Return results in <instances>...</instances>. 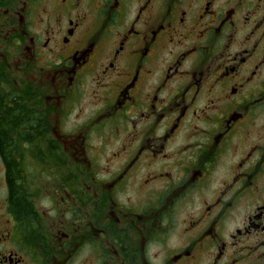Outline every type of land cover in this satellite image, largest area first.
<instances>
[{"label": "flooded vegetation", "instance_id": "flooded-vegetation-1", "mask_svg": "<svg viewBox=\"0 0 264 264\" xmlns=\"http://www.w3.org/2000/svg\"><path fill=\"white\" fill-rule=\"evenodd\" d=\"M0 264H264V0H0Z\"/></svg>", "mask_w": 264, "mask_h": 264}]
</instances>
